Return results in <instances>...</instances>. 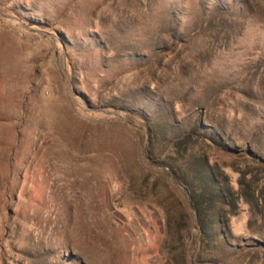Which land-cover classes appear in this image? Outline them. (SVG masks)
I'll list each match as a JSON object with an SVG mask.
<instances>
[{
	"label": "rangeland",
	"instance_id": "obj_1",
	"mask_svg": "<svg viewBox=\"0 0 264 264\" xmlns=\"http://www.w3.org/2000/svg\"><path fill=\"white\" fill-rule=\"evenodd\" d=\"M0 264H264V0H0Z\"/></svg>",
	"mask_w": 264,
	"mask_h": 264
},
{
	"label": "trees",
	"instance_id": "obj_2",
	"mask_svg": "<svg viewBox=\"0 0 264 264\" xmlns=\"http://www.w3.org/2000/svg\"><path fill=\"white\" fill-rule=\"evenodd\" d=\"M181 183H182V184H185V182H183V181H181ZM185 185H186V184H185ZM199 203H200L199 201H197V202L194 201V205H195L196 208H198V204H199Z\"/></svg>",
	"mask_w": 264,
	"mask_h": 264
}]
</instances>
